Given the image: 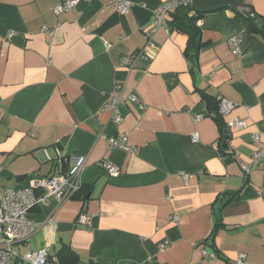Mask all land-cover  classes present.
I'll return each mask as SVG.
<instances>
[{
	"label": "crops",
	"instance_id": "obj_1",
	"mask_svg": "<svg viewBox=\"0 0 264 264\" xmlns=\"http://www.w3.org/2000/svg\"><path fill=\"white\" fill-rule=\"evenodd\" d=\"M63 1L0 0V198L86 157L79 195L32 209V247L47 248L51 264L64 245L81 264H237L240 252L264 264V171L241 168L264 129V35L230 8L204 13L192 60L170 14L153 22L166 0H131L126 14L82 0L55 13ZM243 2L264 18V0ZM234 35L243 54L230 48ZM140 50L148 56L123 65ZM112 93L125 98L121 122L104 107ZM206 94L236 103L222 115L226 143ZM235 118L246 126L231 128ZM124 135L135 151L112 143ZM84 211L89 226L76 222Z\"/></svg>",
	"mask_w": 264,
	"mask_h": 264
},
{
	"label": "built area",
	"instance_id": "obj_2",
	"mask_svg": "<svg viewBox=\"0 0 264 264\" xmlns=\"http://www.w3.org/2000/svg\"><path fill=\"white\" fill-rule=\"evenodd\" d=\"M82 0H65L55 6V13L59 14L75 7ZM193 0H166L163 2L160 10L154 14L153 22L156 26H162L166 17L180 7L191 5ZM110 5L119 13H128L133 3L131 0H111ZM230 48L236 55L243 54L241 49L242 37L234 35L228 40ZM107 47L110 46L106 43ZM139 56H148L146 50L134 52L131 55L123 57V65H132ZM125 100L116 93H112L110 100L104 107L115 115V121L121 122L123 114L120 111V104ZM219 111L222 115H227L236 106V103L230 101L224 96L219 97ZM129 101H138V98L131 96ZM144 105V104H143ZM142 105V106H143ZM200 119V116L195 118ZM231 128H243L246 126V120L235 118L228 122ZM196 136V135H195ZM257 145L256 149L250 153L247 161H241V168L244 175H249L254 169L264 171V129L256 132L252 136ZM114 145L122 146L126 151H135L127 142V136L121 138H112ZM63 162V159L61 160ZM68 165L62 174L58 177L43 178L35 180L31 185L22 188H7L0 198V264H12L15 260L30 262L32 264H51L47 248L34 249L30 243V238L40 229L41 225L31 216L32 209L46 202L56 201L58 204L72 198L80 191L82 182L80 173L85 166L86 157L80 154H72L65 159ZM102 165L109 174H115L117 168L109 161H103ZM173 219L177 221L178 216ZM76 222L81 225H91L92 215L86 211L81 212ZM49 226H57V220L52 217L48 222ZM168 241L161 247L165 248ZM22 246L25 251L22 252ZM205 256L215 257L216 253L209 254L203 250ZM237 264H248L247 254L240 252L236 258Z\"/></svg>",
	"mask_w": 264,
	"mask_h": 264
},
{
	"label": "trees",
	"instance_id": "obj_3",
	"mask_svg": "<svg viewBox=\"0 0 264 264\" xmlns=\"http://www.w3.org/2000/svg\"><path fill=\"white\" fill-rule=\"evenodd\" d=\"M202 13H196L187 7H180L176 11L171 12V24L176 30L187 35V43L185 47L186 55L196 60L199 56L200 50L205 44L202 41L201 28L197 21L202 17ZM251 30L253 32H260L264 35V18L261 19L255 15V20H250ZM209 109L221 126L222 132L225 130L222 114L219 111V100L212 95L206 94ZM86 187L82 185L80 191L73 197L79 195ZM58 264H81L79 255L69 246H62L57 252ZM51 261V259H49Z\"/></svg>",
	"mask_w": 264,
	"mask_h": 264
},
{
	"label": "water",
	"instance_id": "obj_4",
	"mask_svg": "<svg viewBox=\"0 0 264 264\" xmlns=\"http://www.w3.org/2000/svg\"><path fill=\"white\" fill-rule=\"evenodd\" d=\"M225 8H230L236 14L246 17L251 21L255 20L254 9L252 7L247 6L243 2V0H193L190 5V9L192 11L202 14L218 11ZM224 133V140L226 143L230 138V130L226 129Z\"/></svg>",
	"mask_w": 264,
	"mask_h": 264
}]
</instances>
